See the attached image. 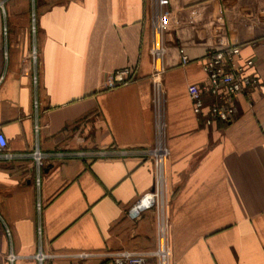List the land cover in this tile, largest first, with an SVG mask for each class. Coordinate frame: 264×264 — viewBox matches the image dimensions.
<instances>
[{"label": "crops", "instance_id": "1", "mask_svg": "<svg viewBox=\"0 0 264 264\" xmlns=\"http://www.w3.org/2000/svg\"><path fill=\"white\" fill-rule=\"evenodd\" d=\"M3 5L0 131L18 156L0 162V264H38L39 249L43 264H113L106 253L156 249L159 209L127 214L156 179L152 160L140 154L155 139L149 49L156 14L164 48L168 264H264V0ZM229 45L255 59L260 87L238 97L231 122L206 127L187 87L205 79V52ZM126 67L134 79L105 88V77ZM35 146L45 155L38 187L28 156Z\"/></svg>", "mask_w": 264, "mask_h": 264}, {"label": "built area", "instance_id": "2", "mask_svg": "<svg viewBox=\"0 0 264 264\" xmlns=\"http://www.w3.org/2000/svg\"><path fill=\"white\" fill-rule=\"evenodd\" d=\"M4 0H0V10L4 14ZM159 5V2L156 1ZM153 40L149 49L152 65L151 73V104L154 122L155 139L154 143L143 150L140 154L149 157L156 170V179L153 189L140 198L127 212L131 218L137 217L145 209H159L158 216V239L156 249L153 251H132L120 250L105 254L113 264H146L149 258H154L157 264H168L170 250L167 244L165 201L163 200L165 189V172L167 150L164 146V93L161 87L160 74L163 71L164 48L160 36L161 14L154 16ZM31 32L35 33L34 14H32ZM2 33L7 34L4 25ZM240 45H229L221 50L208 49L201 58L205 79L201 83L190 84L187 87L188 96L191 101L193 113L198 120L206 127L217 123L228 124L238 113L237 99L239 96H250L252 92L259 89L261 79L255 70V59L244 57L241 54ZM182 64L189 62L188 56L182 48L179 49ZM8 52L6 47L3 50V58L6 61ZM31 61L36 68L38 53L33 46L31 49ZM135 72L132 68H122L109 73L104 80L105 88H114L132 81ZM1 79V78H0ZM33 83L37 84L36 72H33ZM34 107L37 101L34 100ZM37 129V126H35ZM119 154L123 152L119 151ZM94 155H104L105 152H96ZM74 155L84 156V152L77 151ZM18 156L7 148V140L0 131V162L9 161ZM35 167V186H39L41 168L43 165L44 153L37 146L28 154ZM37 210H40V203H36ZM41 234L40 226H37L38 237ZM85 256L86 254H82ZM13 253L8 254V260L15 259ZM46 255L39 249L35 254L38 264H43Z\"/></svg>", "mask_w": 264, "mask_h": 264}]
</instances>
